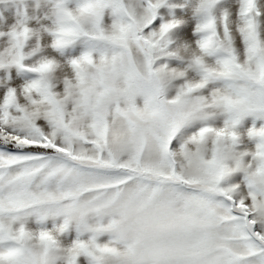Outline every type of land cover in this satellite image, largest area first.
Segmentation results:
<instances>
[{
    "label": "snow or ice",
    "instance_id": "obj_1",
    "mask_svg": "<svg viewBox=\"0 0 264 264\" xmlns=\"http://www.w3.org/2000/svg\"><path fill=\"white\" fill-rule=\"evenodd\" d=\"M222 2L194 47L152 28L164 0L58 4L64 62L8 34L33 78L0 98V264H264V4Z\"/></svg>",
    "mask_w": 264,
    "mask_h": 264
},
{
    "label": "rangeland",
    "instance_id": "obj_2",
    "mask_svg": "<svg viewBox=\"0 0 264 264\" xmlns=\"http://www.w3.org/2000/svg\"><path fill=\"white\" fill-rule=\"evenodd\" d=\"M39 2H43L42 9L41 7H37L34 13L32 14L31 19L29 20H14L11 21L15 27V24L18 25V30L22 29V22L23 24L27 25L28 28L32 23L35 25L34 29H38L37 25L41 18L44 20V26L41 30L45 28L52 27L53 21L55 19V14L57 12V5L62 4L64 7L69 8L71 10H76L83 0H38ZM34 0L35 6L39 5V2ZM204 0H164L163 5L157 11V18L155 23L152 25V28H158L160 25L164 23H175L177 26L173 28L167 35V41L169 42V48L175 49L177 47H181L184 44L195 46V42L200 38L199 34L196 32V28L198 24L202 20V16L200 14V7ZM231 0H223L221 4H218L217 7L214 9V14L219 16L222 9L228 7L230 5ZM66 3V6H65ZM132 3L135 5L138 14H143V0H132ZM261 3L264 4V0H261ZM38 9V10H37ZM20 13V12H19ZM30 14V15H31ZM41 17V18H40ZM2 22H4L2 20ZM111 23V16L110 12H106L105 14V24ZM33 27V26H30ZM3 25L1 27L2 30H9ZM13 29V26H12ZM148 31V30H146ZM44 34L42 37L40 36V41L42 40L41 47L42 51L38 54L37 57H33L29 60H25V65L32 64L36 59L40 56H47L49 58H54L59 62H64L68 58L75 57L79 55L84 50L83 42H77L76 46H71L67 49L56 50L53 49L51 45V37H49L44 31H41ZM41 34V35H42ZM34 41H33V40ZM28 44L30 45L33 42L34 47L37 43V38L33 36ZM32 47V48H34ZM75 47V48H74ZM75 49V50H73ZM28 48L24 49L25 54L30 52ZM172 66H177L178 61L171 60L168 61ZM159 63H165L164 60L159 61ZM32 77L31 74L21 71L16 65L13 68L10 67H2L0 68V98L6 93L8 88H16L19 90L23 87V85L30 80ZM138 104H141L142 101L138 100ZM252 118L249 117L244 121L243 131L244 128L249 127L252 124ZM43 123V121H40ZM257 126L260 124H264V120L256 121ZM194 130V129H192ZM7 151H14L12 148H8ZM232 179V178H231ZM232 182V180H230Z\"/></svg>",
    "mask_w": 264,
    "mask_h": 264
},
{
    "label": "crops",
    "instance_id": "obj_3",
    "mask_svg": "<svg viewBox=\"0 0 264 264\" xmlns=\"http://www.w3.org/2000/svg\"><path fill=\"white\" fill-rule=\"evenodd\" d=\"M43 5H44L43 2H39V6L41 7V9ZM39 6H35L34 0H0V51H3L5 48L10 46V40H9L8 34L11 31L18 29V25L15 24V27H14L11 21L29 20L33 18L31 13H34L36 8ZM65 6H66V3H65ZM2 20L4 22H2ZM3 25H5L6 27H9L7 28L9 30H2L1 27ZM12 26H13V29H12ZM22 26L28 27L26 24L24 25L23 22H22ZM29 28L31 29L30 26ZM32 46L34 47L33 42H31V45L27 44L25 48L32 50L33 49ZM13 66L14 64L9 63V64H6L4 67L13 68ZM241 179L242 177L237 175L233 177L232 179H230L232 180V182H230L229 180L228 183H233V182L238 183Z\"/></svg>",
    "mask_w": 264,
    "mask_h": 264
},
{
    "label": "bare ground",
    "instance_id": "obj_4",
    "mask_svg": "<svg viewBox=\"0 0 264 264\" xmlns=\"http://www.w3.org/2000/svg\"><path fill=\"white\" fill-rule=\"evenodd\" d=\"M39 6V5H38ZM40 7V6H39ZM39 9V8H38ZM37 9V10H38ZM41 9V8H40ZM40 9H39V11H40ZM41 18V17H40ZM44 20H42V18L39 20V22L38 23H40V24H38L37 25V30L36 29H34V27H35V25L32 23V25H30V26H33V27H31V30L32 31H38L39 33H40V36L42 37L43 35H41L42 33H41V31H43V30H41V28L44 26ZM33 40V39H32ZM34 41V40H33ZM40 42H42V40L40 41ZM31 45V44H30ZM33 47V46H32Z\"/></svg>",
    "mask_w": 264,
    "mask_h": 264
},
{
    "label": "clouds",
    "instance_id": "obj_5",
    "mask_svg": "<svg viewBox=\"0 0 264 264\" xmlns=\"http://www.w3.org/2000/svg\"><path fill=\"white\" fill-rule=\"evenodd\" d=\"M33 32V36H35L37 39L40 38V33L38 31H32ZM191 48L189 50V53H182L183 55H190L191 54Z\"/></svg>",
    "mask_w": 264,
    "mask_h": 264
},
{
    "label": "trees",
    "instance_id": "obj_6",
    "mask_svg": "<svg viewBox=\"0 0 264 264\" xmlns=\"http://www.w3.org/2000/svg\"><path fill=\"white\" fill-rule=\"evenodd\" d=\"M9 148H11V147H9Z\"/></svg>",
    "mask_w": 264,
    "mask_h": 264
}]
</instances>
